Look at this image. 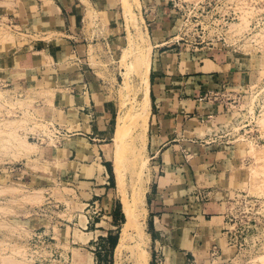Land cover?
<instances>
[{"label":"crops","instance_id":"0c3cea01","mask_svg":"<svg viewBox=\"0 0 264 264\" xmlns=\"http://www.w3.org/2000/svg\"><path fill=\"white\" fill-rule=\"evenodd\" d=\"M0 1V19L14 40L0 41L4 81L26 93L39 121L64 135L51 158L42 151L43 160L76 165L93 197L111 202L74 243L81 250L91 244V263L106 264L120 241L110 163L120 62L133 30L130 7L153 45L145 198L150 264H203L214 257L226 236L221 195L232 159L215 139L224 111L207 96L244 84L238 62L218 52L189 53L174 41L178 0Z\"/></svg>","mask_w":264,"mask_h":264},{"label":"rangeland","instance_id":"374dc122","mask_svg":"<svg viewBox=\"0 0 264 264\" xmlns=\"http://www.w3.org/2000/svg\"><path fill=\"white\" fill-rule=\"evenodd\" d=\"M174 10V41L189 53L230 55L245 72L243 85L206 95L224 111L215 139L228 148L225 151L232 160L227 190L221 195L225 199L226 236L218 253L203 264H264V0H178ZM129 12L133 30L120 62L124 74L116 86L119 115L114 123L110 163L111 188L115 189L110 196L122 215L121 235L132 208L131 204L126 208L118 190L114 141L120 120L130 117L135 105L138 78L133 63L139 32H146L144 22L137 20L130 7ZM7 33L13 35L0 19V41ZM4 80L0 72V264H92L88 255L91 244L81 250L74 243L76 233L96 220L101 209L105 214L111 202L106 199L103 205L93 197L91 184L79 182L76 165L43 160L42 151L51 158L64 135L52 124L39 121L26 93ZM126 81L132 86L130 93L124 91ZM131 134L122 148L120 163L130 197L140 167L133 155L136 133ZM139 148V160H148L143 175L146 198L150 159L141 143ZM149 243L150 239L146 245L150 253ZM116 255L110 248L106 264H133L131 252Z\"/></svg>","mask_w":264,"mask_h":264},{"label":"bare ground","instance_id":"6f19581e","mask_svg":"<svg viewBox=\"0 0 264 264\" xmlns=\"http://www.w3.org/2000/svg\"><path fill=\"white\" fill-rule=\"evenodd\" d=\"M140 4V3H139ZM133 5V4H132ZM139 32V30L137 31ZM138 35V34H137ZM139 40L137 41V53L134 64V71L138 78L135 105L132 108V114L127 116L126 120L121 119L118 129L116 130L115 137V155L116 161L114 163L115 174L117 178L118 190H120L125 198V205L128 208V204H131L132 211L130 210L129 223L125 225L124 231L121 235L119 244L117 245V255L121 257L127 251L132 253L133 264H149L150 253L146 249V245L149 241V234L145 230V188H144V176L148 169V160H139L138 150L140 149V143L144 146V150H147L148 141V128H149V116L151 112V97H150V66L153 45L151 43L148 32L144 31V34L139 32ZM2 41H14L13 35L7 33L3 36ZM133 69V68H132ZM129 81V80H128ZM126 81L124 91L130 93L132 86ZM125 82V81H124ZM123 92V91H122ZM1 95V94H0ZM122 118V117H121ZM136 133L134 138V154L135 160L140 162V167L137 168L138 176L133 186V196H128L126 192L127 183L120 172L121 151L124 147V143L132 136L131 132ZM134 135V134H133ZM130 141V139H129ZM28 142H24L23 145H30ZM134 160V162H135ZM137 163V161H136ZM136 167V166H135ZM122 168V166H121ZM136 169V168H135ZM123 170V169H122ZM123 172V171H122ZM133 183L131 184L132 187ZM147 191V190H146ZM132 195V194H131ZM128 218V217H127ZM116 255V256H117Z\"/></svg>","mask_w":264,"mask_h":264}]
</instances>
